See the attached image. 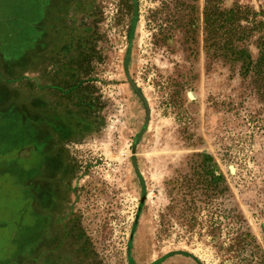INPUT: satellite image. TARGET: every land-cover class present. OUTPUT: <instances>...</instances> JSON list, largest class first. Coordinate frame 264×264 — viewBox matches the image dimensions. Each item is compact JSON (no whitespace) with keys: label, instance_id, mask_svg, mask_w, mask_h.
I'll return each instance as SVG.
<instances>
[{"label":"rangeland","instance_id":"1","mask_svg":"<svg viewBox=\"0 0 264 264\" xmlns=\"http://www.w3.org/2000/svg\"><path fill=\"white\" fill-rule=\"evenodd\" d=\"M205 5L0 0V264H264V101Z\"/></svg>","mask_w":264,"mask_h":264},{"label":"trees","instance_id":"2","mask_svg":"<svg viewBox=\"0 0 264 264\" xmlns=\"http://www.w3.org/2000/svg\"><path fill=\"white\" fill-rule=\"evenodd\" d=\"M136 18L132 28L135 25ZM205 47L210 61L222 60L231 66L241 67L244 77L252 76L258 81V96L264 101V0L258 5V12L249 5L235 3L223 7L222 0H206L204 11ZM88 29V27H85ZM255 38L258 49L254 58L249 43ZM72 43H69V45ZM69 74L74 75V68L69 67ZM69 92L75 94L77 87L69 86ZM47 118L56 129L65 127L60 115ZM60 116V117H59Z\"/></svg>","mask_w":264,"mask_h":264}]
</instances>
